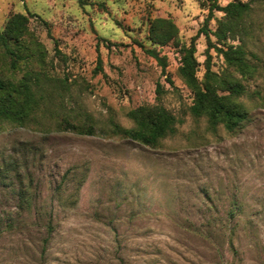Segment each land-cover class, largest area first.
<instances>
[{
    "label": "rangeland",
    "instance_id": "obj_1",
    "mask_svg": "<svg viewBox=\"0 0 264 264\" xmlns=\"http://www.w3.org/2000/svg\"><path fill=\"white\" fill-rule=\"evenodd\" d=\"M234 1L249 0L217 3ZM250 6L240 42L226 41L242 42L255 68L242 77L200 33L203 0H0V31L28 15L46 62L0 67L1 78L47 76L23 126L0 121V264H264V0ZM222 16L213 13L210 32ZM156 18L177 29L163 47L148 39ZM190 46L200 82L208 59L244 86L249 115L235 130L191 115L178 73ZM141 105L170 112L175 133L154 147L112 134L114 124L132 128L126 114ZM64 120L93 134L62 130Z\"/></svg>",
    "mask_w": 264,
    "mask_h": 264
},
{
    "label": "trees",
    "instance_id": "obj_2",
    "mask_svg": "<svg viewBox=\"0 0 264 264\" xmlns=\"http://www.w3.org/2000/svg\"><path fill=\"white\" fill-rule=\"evenodd\" d=\"M203 1L207 4L208 14L200 33L206 37L208 45H212L223 57L228 67L242 77L252 75L255 68L248 62L244 44H226L228 40L238 39L240 42L238 33L243 31L242 22L251 9L252 0L229 2L225 6H219L217 0ZM214 12H221L223 16L215 31L210 32L206 23ZM40 21L46 25L44 20ZM28 24L29 16L21 13L13 14L7 19L0 31L1 69L6 66L14 71L21 63L31 60L41 68L46 65L42 46L31 36ZM176 34V26L170 20L156 18L149 22L148 39L154 46H166ZM209 35L214 36L221 47L211 44ZM146 53L164 69L165 62L154 49L146 50ZM196 67L193 47L182 49L178 73L193 93L189 109L191 115L195 118H205L211 128L221 125L228 132L235 130L249 115L238 100L245 92L244 86L230 77L218 76L211 72L208 59L203 80L200 82L196 77ZM42 78H47L42 69L26 72L17 82L4 80L0 74V121L23 126L32 117L44 98ZM156 91L158 94L163 93L159 85ZM126 115L132 121L133 127L125 129L114 124L112 134L143 146L154 147L160 140L175 133L176 118L161 105H141L128 111ZM59 127L77 134H93L92 126L82 128L68 120L62 121Z\"/></svg>",
    "mask_w": 264,
    "mask_h": 264
}]
</instances>
